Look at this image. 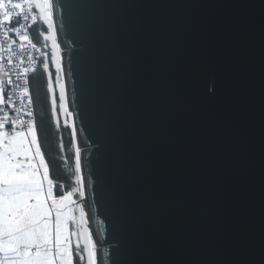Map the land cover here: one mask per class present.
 <instances>
[{"label":"water","instance_id":"water-1","mask_svg":"<svg viewBox=\"0 0 264 264\" xmlns=\"http://www.w3.org/2000/svg\"><path fill=\"white\" fill-rule=\"evenodd\" d=\"M72 2L99 49L94 68L65 78L81 112L71 125L80 147L95 109H77L71 92L80 99L94 73L133 213L123 264H264V0ZM211 77L214 94L202 86Z\"/></svg>","mask_w":264,"mask_h":264},{"label":"snow or ice","instance_id":"snow-or-ice-1","mask_svg":"<svg viewBox=\"0 0 264 264\" xmlns=\"http://www.w3.org/2000/svg\"><path fill=\"white\" fill-rule=\"evenodd\" d=\"M82 7L72 0H0V71L5 56L8 67V78H0V106L7 109L0 114V264H97L98 247L103 253L101 264H123L121 254L130 242L134 220L123 179L120 131L98 80L94 73L81 80L80 99L75 86L71 92L72 103L81 111L85 99L92 101L95 118L89 128L80 129L89 135L75 148L74 169H68L74 186L57 194L62 186L50 178L29 94L30 74H35L38 60L48 73L47 91L53 92L49 56L43 50H38L39 57L22 55L24 42L36 49L27 22L46 25L44 47L50 42L59 101L53 92L52 114L58 108L66 125L69 118L81 115L69 110L65 78L78 76L82 66L94 68L99 49L98 30ZM14 18L21 22L14 25ZM58 31L65 36L61 43ZM13 36L20 41V52L13 51ZM13 57L19 62L13 63ZM202 86L214 94L217 80L211 77ZM6 88L11 91L6 93ZM71 135L76 139L74 122Z\"/></svg>","mask_w":264,"mask_h":264},{"label":"trees","instance_id":"trees-1","mask_svg":"<svg viewBox=\"0 0 264 264\" xmlns=\"http://www.w3.org/2000/svg\"><path fill=\"white\" fill-rule=\"evenodd\" d=\"M34 44L45 51L44 35L47 34L46 25L39 21L30 27ZM49 42H47L48 44ZM48 73L42 70V64L35 74L30 76V92L34 100L35 123L37 124V139L41 143V151L45 155V162L49 165L50 178L54 184L62 187L57 194L70 190L69 185L74 186V176L68 172L74 169L75 139L71 135V123H64V118L59 113L52 114V93L47 91ZM78 260V258H76Z\"/></svg>","mask_w":264,"mask_h":264},{"label":"built area","instance_id":"built-area-1","mask_svg":"<svg viewBox=\"0 0 264 264\" xmlns=\"http://www.w3.org/2000/svg\"><path fill=\"white\" fill-rule=\"evenodd\" d=\"M34 12H35V10H34ZM20 22H21V21H20L19 18H14V21H13L14 25L17 24V23H20ZM31 25H32V21L29 20V21L27 22V25H26V26L28 27V34H29V37H30V39L32 40V35H31V31H30V27H31ZM12 39L16 40V44L13 46V51H14V52H20V51H21L20 48H19L20 41H19L18 38L15 37V36H13ZM32 42H33V40H32ZM33 43H34V42H33ZM24 44H25V51L22 53V55H23L24 57H26L28 54H31V55H33L34 57H39V51H38V50H41L40 47H38V46L36 45V49H33L31 44H28L27 42H24ZM4 47H7V44H4ZM17 62H19L18 59H17L16 57H13V63H17ZM39 62H40V61L38 60V61H37L38 65H39ZM2 63L5 64V67H4L3 71H0V72H3V73L6 75V73L8 72V67H7V65H6V56H5V60L2 61ZM25 63L27 64V60H26V59H25ZM30 76H31V74H30ZM6 78H8L7 75H6ZM13 79H14V77H13ZM29 87H30V84H29ZM8 91H11V89H10V88H6V89H5V92L7 93ZM29 94L31 95V92H30ZM6 99H7V98H6V96H5V100H6ZM5 110H7V109L4 108L3 106H0V114H2V111H5ZM24 118L27 119L26 116H25ZM33 118H34V121H35L34 106H33Z\"/></svg>","mask_w":264,"mask_h":264},{"label":"rangeland","instance_id":"rangeland-1","mask_svg":"<svg viewBox=\"0 0 264 264\" xmlns=\"http://www.w3.org/2000/svg\"><path fill=\"white\" fill-rule=\"evenodd\" d=\"M45 52H47L48 56H49V70L48 71L52 73L51 79H52V83H53V92L55 93V95L57 97V104H58L59 103V101H58V89L55 86V69H54V65H52L51 62H50V42L48 43V47L45 48ZM53 92H51L52 95H53ZM62 118H64V117L62 116ZM68 122L71 123L72 122V118H69Z\"/></svg>","mask_w":264,"mask_h":264},{"label":"crops","instance_id":"crops-1","mask_svg":"<svg viewBox=\"0 0 264 264\" xmlns=\"http://www.w3.org/2000/svg\"><path fill=\"white\" fill-rule=\"evenodd\" d=\"M0 78L5 79V80L7 79L6 75L3 72H0Z\"/></svg>","mask_w":264,"mask_h":264},{"label":"bare ground","instance_id":"bare-ground-1","mask_svg":"<svg viewBox=\"0 0 264 264\" xmlns=\"http://www.w3.org/2000/svg\"><path fill=\"white\" fill-rule=\"evenodd\" d=\"M62 57H63V52L61 53Z\"/></svg>","mask_w":264,"mask_h":264}]
</instances>
